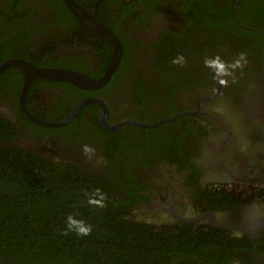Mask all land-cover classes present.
Instances as JSON below:
<instances>
[{
    "label": "flooded vegetation",
    "instance_id": "1",
    "mask_svg": "<svg viewBox=\"0 0 264 264\" xmlns=\"http://www.w3.org/2000/svg\"><path fill=\"white\" fill-rule=\"evenodd\" d=\"M76 1L118 39L119 64L99 87L33 76L23 95L21 70L3 69L0 74L12 69V75L0 81V115L17 131L8 141L26 152L72 162L99 179L122 173L111 198L135 203L126 212L130 221L158 227L206 225L240 246L208 245L213 253L229 251L227 261L201 256L199 264H264V8L253 18L249 14L258 10L253 5L260 0H250L245 17L235 23L230 9L236 16L233 8L240 0H212L217 7L207 14L215 22L189 19L188 6L202 9L194 0ZM54 5L52 0H0V65L22 59L37 68L101 77L112 45ZM26 7L33 13L26 21L7 20L6 13L17 15ZM28 26L33 30L26 45L31 55L24 58L10 46ZM178 55L183 64L173 63ZM214 56L226 66L237 60L240 65L228 69L230 76L217 77L205 64ZM106 130L119 133L109 155L119 163L112 166L104 149L111 139ZM84 144L94 151L86 155ZM127 174L141 189L126 182ZM218 189L229 196L225 203L210 192ZM260 242L257 249L263 250L254 251Z\"/></svg>",
    "mask_w": 264,
    "mask_h": 264
},
{
    "label": "trees",
    "instance_id": "2",
    "mask_svg": "<svg viewBox=\"0 0 264 264\" xmlns=\"http://www.w3.org/2000/svg\"><path fill=\"white\" fill-rule=\"evenodd\" d=\"M194 1L201 3L202 9L194 7L195 4L188 6L186 12L189 19L206 21L207 18L215 22L207 13L215 10L217 3L212 0ZM52 2L55 7L65 10L64 13L70 12L61 0ZM249 2L240 0L236 16L232 15L231 7L230 19L234 23L239 17H245L244 7ZM253 6H258V10L251 11L250 16L264 8V0ZM25 9L27 11L17 15L13 11L6 13L7 20L16 23L26 21L33 13L29 7ZM71 18L81 25L73 15ZM241 24L252 26L250 23ZM239 29L242 32L249 30ZM32 33L29 26L21 28L18 35L13 36L17 41L11 44L10 49L23 52L21 55L24 58L30 57L26 45ZM106 56H110V52ZM5 57L10 56L5 54ZM11 75L12 69L5 70L0 74V81ZM0 126V264H199L201 256L215 262L227 261L229 251L220 254L215 250L216 253H213L206 248L208 245L217 243V247L230 249L240 247L229 244L220 229L206 225L196 229L194 224L187 223L178 227H158L130 221L126 212L131 211L135 203L129 199L111 198L113 184L124 176L122 173L103 180L87 174L72 162L45 158L38 152H26L8 141L17 133L14 124L0 115ZM106 132L111 139L104 144V149L109 166H112L119 163L118 157H109L111 151H115L112 142L118 141L119 133ZM122 155L119 156L121 159ZM185 177L187 184L192 182L190 175ZM128 181L138 183L135 187L141 189L140 182L133 175H126ZM97 188L105 194L102 208L86 203L88 194ZM195 190L193 187L189 192ZM210 192L215 198L222 199V203L229 197L222 190ZM134 196L144 200L135 193ZM70 213L92 224V232L87 237L65 234L64 220ZM259 246L261 242L260 245L255 244L253 250H263L257 249ZM248 248L251 249V245Z\"/></svg>",
    "mask_w": 264,
    "mask_h": 264
},
{
    "label": "water",
    "instance_id": "3",
    "mask_svg": "<svg viewBox=\"0 0 264 264\" xmlns=\"http://www.w3.org/2000/svg\"><path fill=\"white\" fill-rule=\"evenodd\" d=\"M69 9V11L85 26L89 27L90 29L94 30L97 35L102 38L106 39L107 41L110 42L112 45V53L111 57L107 66V69L105 73L98 78H92L89 77L85 74L67 70V69H58V68H37L35 66H32L30 63H28L25 60L22 59H9L3 62L0 65V72L7 68V67H17L21 70L24 76V81H23V86H22V95L25 93L27 85L31 78L33 76H39V77H44L48 79H58V80H64V81H69L73 83L74 85L80 87V88H95L103 85L107 79L111 76L113 70L117 66L121 51H122V46L118 39L103 25L98 23L94 17L93 13H89L86 10H84L76 0H61ZM239 1V0H238ZM236 6H234L233 11L235 12ZM128 124H137V122H132V121H127ZM159 122L156 123H150L148 125H155L158 124ZM142 126H146L144 124H141ZM120 123L116 125V127H119ZM114 127V129L116 128ZM236 231H247V230H253L254 227L251 228H244V227H235L234 228Z\"/></svg>",
    "mask_w": 264,
    "mask_h": 264
},
{
    "label": "clouds",
    "instance_id": "4",
    "mask_svg": "<svg viewBox=\"0 0 264 264\" xmlns=\"http://www.w3.org/2000/svg\"><path fill=\"white\" fill-rule=\"evenodd\" d=\"M74 16V15H73ZM243 59V56H241ZM184 57L182 55H178L174 58L173 63L183 64ZM119 64V63H118ZM206 66L212 68L217 77L223 78L226 76H230L231 73L228 71L229 68H236L240 65V61L237 60L233 62L231 65L226 66L225 63L219 58V56H214L212 58L205 59ZM224 80L221 79V83ZM82 151L87 155L94 151V149L87 144L82 145ZM86 203L95 208H102L105 204V194L100 189H95L91 193L88 194ZM93 226L85 219L80 218L76 214H68L64 220V229L65 234L73 233L78 237H87L92 232Z\"/></svg>",
    "mask_w": 264,
    "mask_h": 264
}]
</instances>
